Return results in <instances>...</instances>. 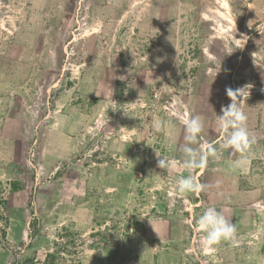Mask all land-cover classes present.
<instances>
[{"label": "rangeland", "instance_id": "374dc122", "mask_svg": "<svg viewBox=\"0 0 264 264\" xmlns=\"http://www.w3.org/2000/svg\"><path fill=\"white\" fill-rule=\"evenodd\" d=\"M244 85L241 108L264 98V0H0V264H264L254 220L240 246L201 249L226 175L219 151L194 170L180 151L193 116L192 147L217 148L225 89ZM253 166L236 187L259 188ZM190 171L205 187L180 194Z\"/></svg>", "mask_w": 264, "mask_h": 264}, {"label": "clouds", "instance_id": "9594fccd", "mask_svg": "<svg viewBox=\"0 0 264 264\" xmlns=\"http://www.w3.org/2000/svg\"><path fill=\"white\" fill-rule=\"evenodd\" d=\"M246 38L247 36H243L237 40H246ZM121 77L124 79L120 80H125L124 76ZM128 86L136 87L134 80ZM225 91L231 103L222 106V114L217 115L216 118L217 127L223 134V142L220 147L230 149L232 152L243 153L254 142V137L251 136L246 126L247 116L240 105V102L246 100L249 96L248 85L236 89L227 87ZM149 123L154 133H160L163 130V120L153 117ZM182 123L184 125V143L180 146V151L184 157L182 161L183 166L188 170L204 168L207 163V158L209 156L217 157L219 150L212 144H208L206 148L203 145L200 147H192L193 144H197L199 141L200 134L204 128L203 121L199 116L184 118ZM157 156L162 157L157 161V167L160 169L169 171L176 167V161L174 159L158 154ZM204 187L205 185L196 181L191 171L188 176L181 177L176 182V191L180 194L199 193ZM253 207L257 206L254 205ZM194 230L197 233H203L199 238V244L205 253L212 249L213 246L219 245L222 241L230 243L233 247H238L241 243V238L237 236L236 225L229 219H226L215 207H208L196 219Z\"/></svg>", "mask_w": 264, "mask_h": 264}, {"label": "crops", "instance_id": "0c3cea01", "mask_svg": "<svg viewBox=\"0 0 264 264\" xmlns=\"http://www.w3.org/2000/svg\"><path fill=\"white\" fill-rule=\"evenodd\" d=\"M60 105V99L58 100ZM231 102L222 104L226 106ZM221 107L218 108V113L221 111ZM247 116L246 126L250 131L252 137H254V142L250 145L247 151L243 153L232 152L230 149H223L220 147L223 142V134L218 130L216 138V146L219 150L220 155L218 156V161L220 162L221 169L224 171L223 174L226 175V179L222 182V192L224 200L221 202V208L223 212L227 210V213L222 214L226 219L232 221L233 224L237 226V221L239 219L244 220V224L250 223L253 220L257 222L260 227V233H264V193L261 191L264 188V179L259 183H254V190H245L238 181L245 180V173L253 175L254 162H264V98L260 99L259 103L255 101H247L245 106L242 108ZM65 117L62 114H58V132L62 131L65 127ZM239 162V163H238ZM242 177V179H240ZM242 182V181H241ZM253 187V186H249ZM240 200L241 203H229L226 199ZM243 200H247L246 203ZM246 203V204H243ZM256 205L257 207H253ZM241 222V221H240Z\"/></svg>", "mask_w": 264, "mask_h": 264}]
</instances>
